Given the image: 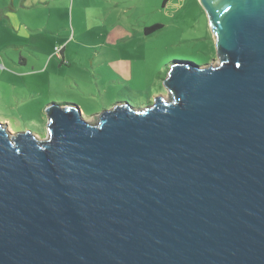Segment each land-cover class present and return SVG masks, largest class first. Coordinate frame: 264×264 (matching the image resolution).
<instances>
[{"label":"water","instance_id":"1","mask_svg":"<svg viewBox=\"0 0 264 264\" xmlns=\"http://www.w3.org/2000/svg\"><path fill=\"white\" fill-rule=\"evenodd\" d=\"M199 1L220 64L176 62L168 98L0 123V264H264V0Z\"/></svg>","mask_w":264,"mask_h":264},{"label":"rangeland","instance_id":"2","mask_svg":"<svg viewBox=\"0 0 264 264\" xmlns=\"http://www.w3.org/2000/svg\"><path fill=\"white\" fill-rule=\"evenodd\" d=\"M44 1L0 0V123L12 133L48 140L50 103H73L95 123L116 104L168 98L165 79L181 55L220 64L199 0ZM117 59L132 67L125 80L108 65Z\"/></svg>","mask_w":264,"mask_h":264},{"label":"crops","instance_id":"3","mask_svg":"<svg viewBox=\"0 0 264 264\" xmlns=\"http://www.w3.org/2000/svg\"><path fill=\"white\" fill-rule=\"evenodd\" d=\"M32 1H33L32 3H39L41 1L40 2L41 4H43L42 2H44L46 4V1H44V0H32ZM29 4H30V2H29ZM112 41H115V39ZM108 65L110 66L112 72L114 71L113 74H115V75L117 74L119 76V78L122 80H125L126 78H128L130 73H131L132 67L130 66V62L127 60H121V59L113 60ZM158 95H160V94L157 93V95L152 96V100H154L155 97ZM62 103L66 104V105L73 104L70 102H62Z\"/></svg>","mask_w":264,"mask_h":264},{"label":"trees","instance_id":"4","mask_svg":"<svg viewBox=\"0 0 264 264\" xmlns=\"http://www.w3.org/2000/svg\"><path fill=\"white\" fill-rule=\"evenodd\" d=\"M163 27V24L162 23H156V24H153L151 26H147L145 28V34H150L152 33L153 31H156L160 28ZM181 58H183L182 60H175L174 63L178 62V61H194L195 63H199V64H206L208 63V61H206V59L203 57V56H199L198 58H190V57H187L185 55H181ZM174 63H172L171 65H173ZM174 97V96H172ZM130 103V102H129ZM151 103V101L149 102ZM59 104H64V103H59Z\"/></svg>","mask_w":264,"mask_h":264}]
</instances>
